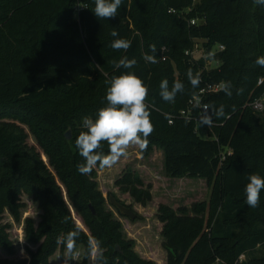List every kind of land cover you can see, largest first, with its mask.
Segmentation results:
<instances>
[{
  "label": "trees",
  "instance_id": "trees-1",
  "mask_svg": "<svg viewBox=\"0 0 264 264\" xmlns=\"http://www.w3.org/2000/svg\"><path fill=\"white\" fill-rule=\"evenodd\" d=\"M94 8V0H0V249L16 254L10 225L4 223L7 212L20 222L24 197L41 212L38 224L25 221L26 241L38 247L28 250L30 260L0 256V264H53L69 238L70 255L84 248L81 264H154L138 255L121 222L106 211L97 181L103 168L78 171L85 162L75 146L86 131L83 118H96L107 106L112 78L127 72L148 87L145 104L154 131L143 156L158 147L168 178L203 179L210 188L208 203L194 206L192 213L159 205L167 264H264V189L255 208L245 203L244 192L248 175L264 177V113L248 106L264 94V67L256 63L264 56V5L123 0L117 16L107 20H99ZM194 19L198 26L190 25ZM118 38L131 42L127 51L111 47ZM196 41L203 42L204 55L186 56ZM220 46L225 47L216 56L220 67L206 71L205 54ZM164 47L167 61H162ZM123 58L136 64L113 66ZM189 70L199 80L195 86ZM163 80L168 91L182 85L172 101L160 95ZM222 81L225 90L204 100L212 126L211 140H203L196 122L180 112L206 82ZM107 152L102 142L96 154ZM117 186L143 207L153 200L151 186L145 189L134 172H126ZM261 250V256H250Z\"/></svg>",
  "mask_w": 264,
  "mask_h": 264
},
{
  "label": "rangeland",
  "instance_id": "rangeland-1",
  "mask_svg": "<svg viewBox=\"0 0 264 264\" xmlns=\"http://www.w3.org/2000/svg\"><path fill=\"white\" fill-rule=\"evenodd\" d=\"M202 43L200 41L201 45ZM218 49L219 47H216L214 52L218 51ZM202 55L203 53L199 57ZM205 59L209 68L216 67L215 56H206ZM209 132L205 126L197 125V134L203 140H211ZM128 171L139 175L144 182L145 189L149 185L151 186L150 191L153 200L146 207L138 204L129 193L122 192L120 187L117 186V181L121 180ZM97 181L99 189L107 200L106 211L112 214L114 220L121 222L124 237L135 242V251L138 255L145 260L153 261L154 264H167L168 259L167 251L163 247V226L158 218L159 205L168 206L176 212L184 210L192 213L194 206L208 203L210 198V188L206 180L168 178L165 173L164 155L158 147H153L148 156H143L142 150L138 146H130L127 156L121 157L112 167H105L98 172ZM111 197L130 207L138 214L139 218L131 221L129 218L121 216L111 205ZM23 201L26 203V209L22 212V220L20 222H15L11 215L8 212L6 213L4 223L10 225L9 233L15 245L16 254L8 256L0 249L2 258L30 260L28 250L36 251L38 248L26 241L25 221L27 218H33L35 223L38 224L41 212L38 206L29 198L24 197ZM117 247L118 250L116 251L120 252L119 246ZM83 254V247L78 248L72 255L69 254V249L67 248L64 254L58 252L51 261L53 264H81ZM261 255L262 250L250 253V256ZM216 264H219V260Z\"/></svg>",
  "mask_w": 264,
  "mask_h": 264
},
{
  "label": "clouds",
  "instance_id": "clouds-1",
  "mask_svg": "<svg viewBox=\"0 0 264 264\" xmlns=\"http://www.w3.org/2000/svg\"><path fill=\"white\" fill-rule=\"evenodd\" d=\"M94 3V15L99 20H107L117 16L123 0H94ZM254 3L264 5V0H254ZM111 35L117 37L118 33L113 31ZM130 46L131 42L124 38L115 39L111 44V47L118 51H127ZM149 59L155 62L153 57ZM256 63L264 67V56L259 57ZM135 64L134 59L129 61L123 58L118 62L113 61L114 67L131 68ZM189 79L194 86L199 83L198 78L191 77V70H189ZM160 88L162 89L161 97L165 101H172L182 85L177 82L174 84L173 90L168 91L167 80H163L160 83ZM147 96L148 87L134 73L127 72L112 78L106 92L107 106L98 110L95 119L83 118L86 131H81L76 138L75 146L85 161L78 165L80 173L90 174L94 166L112 167L121 157L128 155V149L132 145L138 146L141 150L147 148V138L154 131L150 120V111L145 104ZM222 114L221 111L220 115ZM211 123L210 118H202L199 121L200 126L204 124L211 126ZM102 142L107 144L108 152L104 155H97L96 150L101 147ZM247 179L248 183L244 188L245 203L249 207L255 208L259 205L260 192L264 189V177L250 174ZM72 235L75 234H70V237ZM73 247L74 241L69 238L67 248L71 250Z\"/></svg>",
  "mask_w": 264,
  "mask_h": 264
},
{
  "label": "built area",
  "instance_id": "built-area-1",
  "mask_svg": "<svg viewBox=\"0 0 264 264\" xmlns=\"http://www.w3.org/2000/svg\"><path fill=\"white\" fill-rule=\"evenodd\" d=\"M201 0H194V6L197 3H200ZM169 13H176L175 10H170ZM190 25L191 26H198L199 25V21L194 19L190 21ZM202 42V41H201ZM216 48V47H215ZM215 48L212 50V52L210 54H205L206 56H215V63H216V67L215 68H209L208 65H206L205 70L206 71H211L212 69H218L221 65L220 60L218 59V57H216L218 55V53H220L221 51L225 50L224 46H220L218 51L214 52ZM203 50V51H202ZM162 61H167L168 56H167V48L164 47L162 48ZM204 55L205 51L202 48V45L200 44V41H196V44L194 46L193 50H189L186 51V56H192V57H196V58H200V54ZM199 53V55L197 56V54ZM263 83V80L259 81V85H261ZM226 88V83L224 81L219 82V83H211V82H206L202 89L199 91L198 95H196L195 97H193L188 104V108L186 110H183L180 112V117L187 119L188 121H194L196 122V124H199V121L202 118H208V111L209 108L208 106L204 103V100L206 97L208 96H212V95H217L219 93H221L222 91H224ZM248 106H250L253 110V112L255 114H262L264 113V94L255 99L254 101H252L250 104H248ZM174 123V119H170L169 120V124L172 125ZM203 126H205L209 131H211V126L204 124ZM230 154V153H229ZM225 159V157H223ZM245 259L244 256L241 257L240 261H243Z\"/></svg>",
  "mask_w": 264,
  "mask_h": 264
},
{
  "label": "water",
  "instance_id": "water-1",
  "mask_svg": "<svg viewBox=\"0 0 264 264\" xmlns=\"http://www.w3.org/2000/svg\"><path fill=\"white\" fill-rule=\"evenodd\" d=\"M66 138L68 140H71L72 139V135H71V131H69L67 134H66ZM110 203L111 205L118 211V213L123 216V217H126V218H129L131 221H135L138 219V214L133 211L130 207L120 203L117 199H115L114 197H111L110 198ZM90 209L92 211V213L94 215H96V211H95V208L90 205ZM116 250H118V247H116Z\"/></svg>",
  "mask_w": 264,
  "mask_h": 264
}]
</instances>
